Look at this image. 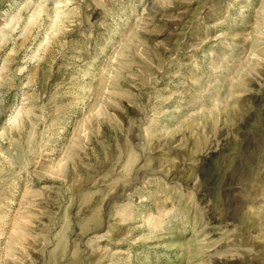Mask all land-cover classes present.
I'll return each mask as SVG.
<instances>
[{
    "label": "rangeland",
    "instance_id": "374dc122",
    "mask_svg": "<svg viewBox=\"0 0 264 264\" xmlns=\"http://www.w3.org/2000/svg\"><path fill=\"white\" fill-rule=\"evenodd\" d=\"M0 264H264V0H0Z\"/></svg>",
    "mask_w": 264,
    "mask_h": 264
}]
</instances>
